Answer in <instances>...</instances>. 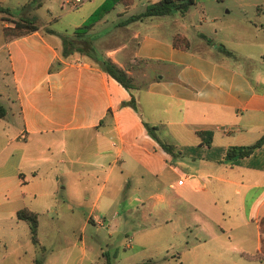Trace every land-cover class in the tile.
I'll return each mask as SVG.
<instances>
[{
  "label": "crops",
  "instance_id": "1",
  "mask_svg": "<svg viewBox=\"0 0 264 264\" xmlns=\"http://www.w3.org/2000/svg\"><path fill=\"white\" fill-rule=\"evenodd\" d=\"M132 1L117 0L109 9L115 15L107 10L87 30L95 49L130 76L128 89L87 55H62L60 37L45 22L6 37L2 27L11 22L2 16H10L0 13L8 68L0 118L10 112L18 119L11 133L2 128L0 146L9 219L23 222L14 214L19 207L34 211L40 244V224L49 226L54 216L76 221V235L61 248L47 247L41 264H111L117 253L100 249L99 239L121 244L118 260L131 264L143 256L200 264L231 254L264 264V251L246 257L260 251L264 235L257 222L264 215V141L248 155L224 159L227 146L264 132V77L241 64L256 54L264 60V30L254 26L263 33L256 40L192 37L163 20L171 10L126 22ZM10 2L0 0L9 9ZM131 95L135 108L127 103ZM16 234L14 262L35 264L28 227L30 247Z\"/></svg>",
  "mask_w": 264,
  "mask_h": 264
},
{
  "label": "rangeland",
  "instance_id": "2",
  "mask_svg": "<svg viewBox=\"0 0 264 264\" xmlns=\"http://www.w3.org/2000/svg\"><path fill=\"white\" fill-rule=\"evenodd\" d=\"M103 0H83L75 6H71L66 0H41V5L37 9L30 11L39 22H45V24L56 32H70L75 25L86 19L88 15L97 7V5ZM152 0H133L129 12H136L141 10L144 3ZM258 5V9H255V5ZM10 10L12 13H17L19 6H14L13 1L10 2ZM115 10H109L110 15H115ZM166 16V17H165ZM163 16V20L168 21L169 25L175 28L184 30L190 36H195L198 32H203L209 37H213L215 41L223 43L222 39H232L237 36L243 40H256L263 36L262 31H254V26L264 30V0H194V4L190 5L186 11L180 13L177 10L172 9L170 13ZM96 48H100V40L95 41ZM242 62V61H241ZM242 68L248 73H256L258 71L264 77V60L257 54L251 59L242 62ZM0 81H8V68L4 59V51L0 50ZM6 122V123H5ZM18 119L15 115L8 112L2 119L0 118V146L3 141V129L7 124V132L11 133L12 128L17 126ZM3 152H0V162L3 156ZM8 196L4 188L0 186V201H3L0 205V216L3 218L0 220V234L3 241H0V264H16L15 250H12L16 245L15 241H11L10 237L13 232H16L18 236V242L22 244L28 240L26 236V222L23 220L17 224L13 223V220L9 219L8 204L9 199H5ZM59 207V202L56 203V208ZM42 218H40V222ZM49 226L40 224L39 236L44 246L43 253L47 250V247L61 248L62 243L67 239H71L73 234L76 235L77 224L76 221L62 222L56 216L49 221ZM100 249L109 251L110 256L113 257L114 251L117 253V259L111 264H131L130 259L126 258L125 261L120 262L118 257L123 255V247L121 244L112 245L109 239H99ZM28 247L31 246L28 240ZM108 243V244H107ZM5 244V245H4ZM5 246V248H4ZM20 246V247H21ZM19 246L17 248H20ZM28 247L22 248L20 252L19 260L22 262L26 255H28ZM36 247L34 246V249ZM24 249V250H23ZM7 251L6 254L1 256L2 253ZM38 254V249H35ZM129 252V251H128ZM127 251L125 253H128ZM122 255V256H121ZM152 258V262L149 264H183L178 259L161 257H148L138 259V262L145 261ZM100 261H103L101 259ZM94 264V262L92 263ZM146 264V263H145ZM200 264H258L255 261L245 260L238 255L228 256H213L212 259L201 261Z\"/></svg>",
  "mask_w": 264,
  "mask_h": 264
},
{
  "label": "trees",
  "instance_id": "3",
  "mask_svg": "<svg viewBox=\"0 0 264 264\" xmlns=\"http://www.w3.org/2000/svg\"><path fill=\"white\" fill-rule=\"evenodd\" d=\"M117 0H103L97 7L84 19L80 24L76 25L71 32H56L55 33L60 37L61 41V54L66 55L73 51H77L84 55H87L94 63L97 64L102 70L106 71L114 79H116L122 86L126 89L130 88V76L125 72V70L117 65L113 60L108 56H105L98 52L92 42V39L87 35V30L90 28L92 23L100 17L104 12L109 10L112 5ZM122 3H128L130 0H119ZM192 0H155L149 3H146L142 10L138 12L130 13L126 16L125 21H131L135 19H140L148 15H158L167 13L172 9H176L179 12H183L187 7L192 3ZM41 4V0H26L19 6L17 13H12L11 10L0 4V13L7 14L10 17L4 15V19H7L11 22V25H6L2 27V32L6 37L10 36H19L25 34L26 32L35 29L39 23L38 20L30 13L31 10L35 9ZM50 31H54L51 28H47ZM178 40H183V37H175ZM222 46V45H220ZM222 48V47H221ZM129 105L135 108L134 98L131 95L130 99L127 101ZM5 113L4 106L0 103V117ZM144 125L152 135L158 144L167 152L175 154L174 146L160 139L155 134V126L148 125L144 122ZM202 134L203 132H198ZM209 135L210 133L207 132ZM264 141V132L253 142L248 144L241 145H229L226 147L224 159L226 161H233L242 156L248 155L255 148L261 145ZM207 142V141H206ZM15 217L22 219L26 222L28 227V234L31 243L38 249V254L33 258L35 264H41V258L43 255L44 246L39 243L37 236V214L28 209L27 207H19L15 210ZM258 226L260 231L264 230V215L258 218ZM264 251V235L260 237V251L253 254L246 255L247 258H262L260 255ZM145 262H138L137 264H144Z\"/></svg>",
  "mask_w": 264,
  "mask_h": 264
},
{
  "label": "built area",
  "instance_id": "4",
  "mask_svg": "<svg viewBox=\"0 0 264 264\" xmlns=\"http://www.w3.org/2000/svg\"><path fill=\"white\" fill-rule=\"evenodd\" d=\"M72 5H77L78 3L82 2L83 0H70Z\"/></svg>",
  "mask_w": 264,
  "mask_h": 264
}]
</instances>
